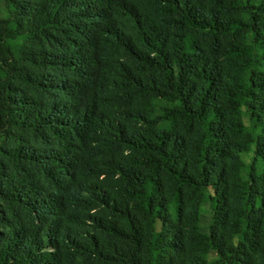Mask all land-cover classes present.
I'll return each mask as SVG.
<instances>
[{
  "label": "trees",
  "instance_id": "1",
  "mask_svg": "<svg viewBox=\"0 0 264 264\" xmlns=\"http://www.w3.org/2000/svg\"><path fill=\"white\" fill-rule=\"evenodd\" d=\"M0 264H264V0H0Z\"/></svg>",
  "mask_w": 264,
  "mask_h": 264
},
{
  "label": "rangeland",
  "instance_id": "2",
  "mask_svg": "<svg viewBox=\"0 0 264 264\" xmlns=\"http://www.w3.org/2000/svg\"><path fill=\"white\" fill-rule=\"evenodd\" d=\"M1 8H2V11H3L2 16H4L5 15V11H4V8H3L2 5H1ZM250 156H251V154H242L241 155L243 161H245L246 163L249 162ZM209 221H210L209 209H208L206 204H203L202 209H201V213H200V218H199V226H200V230L202 232H206L207 231V226L209 224ZM206 257H207V260L209 262H212V261L216 260V254L214 252H209Z\"/></svg>",
  "mask_w": 264,
  "mask_h": 264
}]
</instances>
